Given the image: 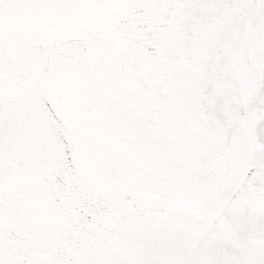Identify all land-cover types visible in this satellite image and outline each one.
Masks as SVG:
<instances>
[{"label": "snow or ice", "instance_id": "obj_1", "mask_svg": "<svg viewBox=\"0 0 264 264\" xmlns=\"http://www.w3.org/2000/svg\"><path fill=\"white\" fill-rule=\"evenodd\" d=\"M0 264H264V0H0Z\"/></svg>", "mask_w": 264, "mask_h": 264}]
</instances>
